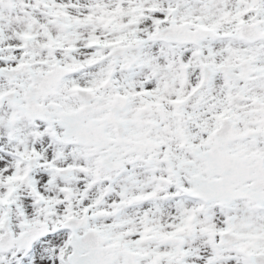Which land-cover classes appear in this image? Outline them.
I'll return each mask as SVG.
<instances>
[{
  "label": "snow or ice",
  "instance_id": "snow-or-ice-1",
  "mask_svg": "<svg viewBox=\"0 0 264 264\" xmlns=\"http://www.w3.org/2000/svg\"><path fill=\"white\" fill-rule=\"evenodd\" d=\"M0 264H264V0H0Z\"/></svg>",
  "mask_w": 264,
  "mask_h": 264
}]
</instances>
